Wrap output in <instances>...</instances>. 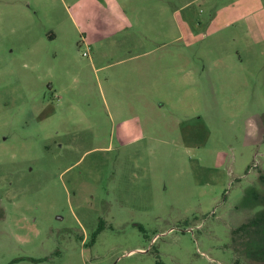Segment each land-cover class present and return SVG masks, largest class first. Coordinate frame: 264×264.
Instances as JSON below:
<instances>
[{
  "label": "rangeland",
  "instance_id": "rangeland-1",
  "mask_svg": "<svg viewBox=\"0 0 264 264\" xmlns=\"http://www.w3.org/2000/svg\"><path fill=\"white\" fill-rule=\"evenodd\" d=\"M263 199L264 0H0V264H258Z\"/></svg>",
  "mask_w": 264,
  "mask_h": 264
},
{
  "label": "trees",
  "instance_id": "trees-1",
  "mask_svg": "<svg viewBox=\"0 0 264 264\" xmlns=\"http://www.w3.org/2000/svg\"><path fill=\"white\" fill-rule=\"evenodd\" d=\"M259 177L261 180L262 177ZM260 202L263 203L264 207V199ZM231 235L235 253H237L239 247L247 245V248H249L251 244H254L256 248L254 249L255 251L252 250L251 256H253L255 260L261 261L258 264H264V209L251 219L238 225L236 229L231 231ZM247 252L248 251L245 252L246 255L249 253Z\"/></svg>",
  "mask_w": 264,
  "mask_h": 264
},
{
  "label": "built area",
  "instance_id": "built-area-1",
  "mask_svg": "<svg viewBox=\"0 0 264 264\" xmlns=\"http://www.w3.org/2000/svg\"><path fill=\"white\" fill-rule=\"evenodd\" d=\"M83 56H87V54L83 53Z\"/></svg>",
  "mask_w": 264,
  "mask_h": 264
}]
</instances>
